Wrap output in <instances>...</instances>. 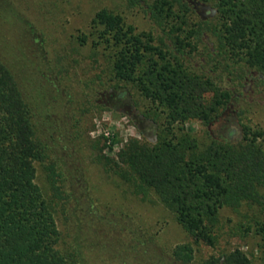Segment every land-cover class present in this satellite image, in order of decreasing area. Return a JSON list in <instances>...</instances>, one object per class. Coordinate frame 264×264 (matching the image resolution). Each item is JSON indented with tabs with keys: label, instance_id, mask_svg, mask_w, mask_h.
I'll use <instances>...</instances> for the list:
<instances>
[{
	"label": "trees",
	"instance_id": "1",
	"mask_svg": "<svg viewBox=\"0 0 264 264\" xmlns=\"http://www.w3.org/2000/svg\"><path fill=\"white\" fill-rule=\"evenodd\" d=\"M124 1L158 32L136 31L102 8L75 38L78 46L89 45L88 53L70 49L77 60H69L60 51L50 57L39 44L31 49L35 31L9 0H0V18L19 30L15 46L0 31V264H91L80 241L87 234L83 225L104 217L83 150L141 202L159 203L189 238L159 253L158 264H250L237 248L193 263L192 245L214 248L222 236L221 211L229 210L246 219L238 229L257 237L264 255L263 133L242 122V111L234 141L207 131L198 139L184 124L215 122L246 81L264 95V0ZM194 57L201 70L190 64ZM85 60L92 73L82 81L69 78L71 64ZM125 95L138 124L154 127L153 136L134 124L138 136L116 150L115 134L90 139L82 117L115 113L112 102ZM55 109L61 116L53 119ZM37 166L43 188L35 182ZM79 201L92 209L87 218L79 216ZM57 218L66 225L64 238Z\"/></svg>",
	"mask_w": 264,
	"mask_h": 264
},
{
	"label": "rangeland",
	"instance_id": "2",
	"mask_svg": "<svg viewBox=\"0 0 264 264\" xmlns=\"http://www.w3.org/2000/svg\"><path fill=\"white\" fill-rule=\"evenodd\" d=\"M9 1L35 31L32 36L37 37L32 38L34 44L29 40L33 44V48L31 46L30 48L35 49L34 45L39 44L41 48L46 49L50 57L60 51L69 54V60H77V56L71 54L70 49H81L80 53H88L89 45L80 47L75 38L87 32L93 14L102 8L120 15L123 21L131 25L136 31L152 30L153 34L158 32L141 10L137 7H128L124 0ZM203 8L207 10L208 7ZM22 30L24 31V29ZM0 31L5 39L11 41L10 44L15 46L14 36L18 34L19 30L15 27L13 29L10 24L3 22V19L0 18ZM38 36L42 37V41ZM189 61L193 67L202 69L200 57H194ZM84 63L71 64L68 72L69 78L82 81L90 75L92 73L91 68L86 66L88 60H85ZM45 77H48L47 74ZM52 77L50 73L47 79L52 80ZM74 83L72 82V86L76 88ZM222 85L233 89L228 80L224 79ZM74 88L71 89L74 90ZM118 91L119 93L122 92L121 90ZM235 95L237 94L235 93ZM99 99L101 101V97ZM129 99L125 95L119 101H113L112 109L115 110V113L102 111L93 117L90 114L83 116L81 124L84 125L82 127H89L92 130L88 132L89 138L94 139L100 134L104 136L115 134L117 144L114 146V150H116L118 145L127 137L138 136V132L133 126L136 124L150 139L154 134V127L146 122L141 125L138 124V114L130 106ZM57 100L60 99L57 98ZM240 111H242L240 118L242 122L252 129L261 130L263 133L260 143L264 148V95L260 92L259 87L252 86L251 81L245 82L240 88L237 100L215 122L204 127L196 121H190L184 124V130L198 139L204 138V131H207L208 135L213 138L237 140L241 134L240 114L238 115ZM51 112L55 114L51 116L53 119L56 118V115L61 116L58 109ZM120 113L127 115L124 116ZM82 152L81 158L92 189V196L97 201L98 216L104 217L100 219V222H94L93 218V220L86 219L90 225L87 223L83 225L87 229V234H82L80 241L85 245L84 254L91 264H158L155 260L159 253L166 255L174 246L190 243L180 226L159 203L156 201L152 203L141 202L138 197L130 194L124 185L105 175L99 166L92 163L88 158V150ZM73 178L76 181L77 174ZM35 182L41 188L45 186L38 166L36 167ZM81 196L78 194L79 199ZM78 205L80 207L78 213L81 218H87L89 214H92L90 212L92 209L87 206L84 207L82 202L79 201ZM220 222L222 236L214 248L192 245L193 263H197L196 261L205 259L209 255L217 256L222 251L237 248L246 254L250 264H264V255L257 247L258 238L251 233L242 235L241 230L238 229V224L246 223V219L240 218L229 210H222ZM56 224L64 238L65 223L62 219L57 218ZM69 230L73 232L74 228L71 229L70 226ZM134 237H137L139 241L147 239L149 242L139 244L133 240Z\"/></svg>",
	"mask_w": 264,
	"mask_h": 264
}]
</instances>
